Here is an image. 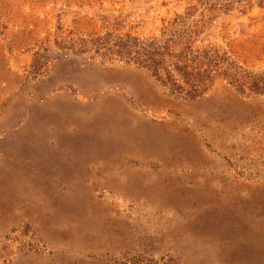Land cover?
Listing matches in <instances>:
<instances>
[{
	"label": "rangeland",
	"instance_id": "rangeland-1",
	"mask_svg": "<svg viewBox=\"0 0 264 264\" xmlns=\"http://www.w3.org/2000/svg\"><path fill=\"white\" fill-rule=\"evenodd\" d=\"M0 264H264V0H0Z\"/></svg>",
	"mask_w": 264,
	"mask_h": 264
},
{
	"label": "trees",
	"instance_id": "trees-1",
	"mask_svg": "<svg viewBox=\"0 0 264 264\" xmlns=\"http://www.w3.org/2000/svg\"><path fill=\"white\" fill-rule=\"evenodd\" d=\"M182 75H183V73H182ZM187 76H189V75H187ZM195 75H193V78H195L194 77ZM196 79H198V78H196ZM189 83H191V81H189L187 84H189ZM194 84L193 85H195L194 87H195V91H198L199 92V88H198V86L197 85H199V82L198 81H196V82H193ZM194 90H193V92H194Z\"/></svg>",
	"mask_w": 264,
	"mask_h": 264
}]
</instances>
